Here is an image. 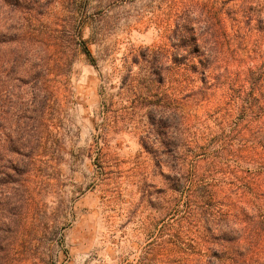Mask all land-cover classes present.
Wrapping results in <instances>:
<instances>
[{"label": "rangeland", "instance_id": "1", "mask_svg": "<svg viewBox=\"0 0 264 264\" xmlns=\"http://www.w3.org/2000/svg\"><path fill=\"white\" fill-rule=\"evenodd\" d=\"M191 2L62 0L60 16L77 13V42L90 56L78 53L53 79L47 121L37 122L30 188L32 217L44 228L35 245L40 264H176L174 159L195 140L221 134L225 99L214 90L201 100L174 99L145 78L161 58L152 52L168 45L176 16ZM223 17L232 40L219 37L218 57L245 45L248 54L255 45L264 53V37ZM1 125L3 142L7 122Z\"/></svg>", "mask_w": 264, "mask_h": 264}, {"label": "trees", "instance_id": "2", "mask_svg": "<svg viewBox=\"0 0 264 264\" xmlns=\"http://www.w3.org/2000/svg\"><path fill=\"white\" fill-rule=\"evenodd\" d=\"M191 1L168 45L152 52L161 58L145 78L174 99L201 100L210 90L225 99L221 134L195 140L174 159L176 264H264V53L255 45L248 54L245 45L242 53L216 55L221 35L232 40L224 14L237 31L243 25L264 37V0ZM61 8L62 0H0V128L7 122L4 143L0 130V264L42 263L35 245L44 228L32 217L30 188L39 123L47 121L53 79L78 53L90 56L77 42V13L62 19Z\"/></svg>", "mask_w": 264, "mask_h": 264}]
</instances>
